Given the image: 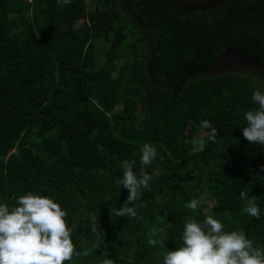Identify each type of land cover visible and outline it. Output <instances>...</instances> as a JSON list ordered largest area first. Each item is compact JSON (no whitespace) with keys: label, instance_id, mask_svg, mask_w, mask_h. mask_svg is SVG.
I'll return each mask as SVG.
<instances>
[{"label":"trees","instance_id":"1","mask_svg":"<svg viewBox=\"0 0 264 264\" xmlns=\"http://www.w3.org/2000/svg\"><path fill=\"white\" fill-rule=\"evenodd\" d=\"M198 1L0 0V204L27 192L59 203L80 252L65 264H163L186 221L208 215L264 250V146L242 132L264 70H214L241 48L264 65V0ZM144 143L157 149L151 190L136 218L119 217L122 162L138 171Z\"/></svg>","mask_w":264,"mask_h":264},{"label":"clouds","instance_id":"2","mask_svg":"<svg viewBox=\"0 0 264 264\" xmlns=\"http://www.w3.org/2000/svg\"><path fill=\"white\" fill-rule=\"evenodd\" d=\"M71 0H57L63 7ZM256 108L245 114L247 125L242 128L244 138L250 143L264 146V91L255 90L252 96ZM202 127L210 129L208 138L215 141L217 129L208 121ZM139 170L135 159L122 162L123 176L120 185L128 189L129 195L124 204L116 211L119 217L136 218L135 202L144 191H150L153 177L145 171L156 157L157 149L151 143L141 146ZM264 172V165L260 169ZM245 201L244 211L252 217H260V208L256 197H248L246 192L240 194ZM18 205L11 210L7 204H0V264H65L74 256H79L73 240L72 228L66 221L68 215L61 205L52 198L33 192H27L18 199ZM143 207L144 205H139ZM201 201L191 199L185 207L197 211ZM93 233L98 234L96 217H91ZM224 224L212 215L203 222L196 219L186 221L182 234V245L169 250L163 264H264V250L253 246L243 230L224 231ZM153 229L149 236H153ZM163 232V229H159ZM150 245L165 242L163 239L148 240ZM87 255V252L83 253ZM102 264H115L112 258L104 259Z\"/></svg>","mask_w":264,"mask_h":264},{"label":"flooded vegetation","instance_id":"3","mask_svg":"<svg viewBox=\"0 0 264 264\" xmlns=\"http://www.w3.org/2000/svg\"><path fill=\"white\" fill-rule=\"evenodd\" d=\"M213 1L214 0H199L198 2H203L204 3V4L203 3H199L201 5H209V4H212ZM243 52H244V49L241 48L240 50H232L229 53H226L221 58L219 64L216 65L214 70L217 71V72H222V73H234L236 71H225L224 72L223 69H220L221 67H223L224 63H225L226 66L227 65L231 66L234 62H236L235 66L240 64V66H237V67H239V69H241L242 72H237V73L242 74V75H245L247 73L248 68L250 66H251L250 70H252V71L255 68H261L262 70H264V65L259 61V59L257 57H255L253 55L245 57V54ZM241 62L243 64H241ZM229 68H231V67H229ZM263 81H260L259 78H255V82H258V84L261 85V86H264V82Z\"/></svg>","mask_w":264,"mask_h":264},{"label":"rangeland","instance_id":"4","mask_svg":"<svg viewBox=\"0 0 264 264\" xmlns=\"http://www.w3.org/2000/svg\"><path fill=\"white\" fill-rule=\"evenodd\" d=\"M198 3H203V2H198ZM203 4H204V3H203ZM99 45H100V44H98V46H99ZM97 57H98V59L105 60V57H104V51H103L101 54L97 52ZM235 64H236V62H234L231 66H228V65L226 66L225 63H224L223 67H221L220 69H223V71H236V72H242V70L239 69V67H237V66H240V64H238L237 66H235ZM241 64H243V63L241 62ZM229 67H231V68H229ZM229 69H230V70H229ZM250 69H251V66L248 68V71H251ZM259 80H260V81H263L261 78H259ZM205 134H206V133H205L204 130H202V131L198 134L197 141L194 142V145H195V146H198V147L201 148V146H202V139L204 138Z\"/></svg>","mask_w":264,"mask_h":264},{"label":"water","instance_id":"5","mask_svg":"<svg viewBox=\"0 0 264 264\" xmlns=\"http://www.w3.org/2000/svg\"><path fill=\"white\" fill-rule=\"evenodd\" d=\"M139 8V7H138ZM139 20L141 21V23L143 24V21H142V19L141 18H139Z\"/></svg>","mask_w":264,"mask_h":264}]
</instances>
